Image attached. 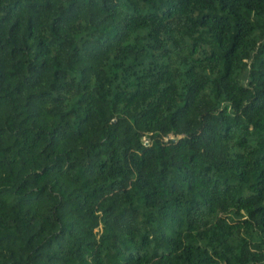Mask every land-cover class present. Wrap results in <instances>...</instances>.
Returning <instances> with one entry per match:
<instances>
[{"label":"trees","instance_id":"1","mask_svg":"<svg viewBox=\"0 0 264 264\" xmlns=\"http://www.w3.org/2000/svg\"><path fill=\"white\" fill-rule=\"evenodd\" d=\"M0 264H264V0H0Z\"/></svg>","mask_w":264,"mask_h":264}]
</instances>
